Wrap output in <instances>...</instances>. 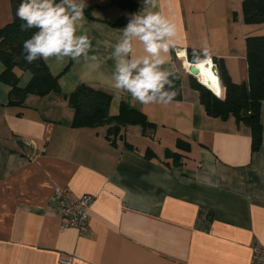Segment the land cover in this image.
Wrapping results in <instances>:
<instances>
[{"label": "crops", "instance_id": "0c3cea01", "mask_svg": "<svg viewBox=\"0 0 264 264\" xmlns=\"http://www.w3.org/2000/svg\"><path fill=\"white\" fill-rule=\"evenodd\" d=\"M85 3L77 34H88L95 61L43 60L60 92L29 93L21 106L9 102L11 88L0 80V264H66L60 255L71 258L67 264H250L252 244L264 247V101L253 152L245 124L206 112L191 86L202 83L188 74V52L207 50L215 66L207 88L216 78L221 97L208 90L223 98L220 72L246 83L245 40L264 28L244 22L242 0H156L153 11L176 25L177 51L163 68L178 75L180 96L142 105L102 82L114 70L111 45L128 13L110 0ZM11 20V0H0V28ZM82 84L110 94L109 116L124 102L153 126L108 134L105 125H73L68 96ZM63 188L93 198L83 234L61 227L50 198Z\"/></svg>", "mask_w": 264, "mask_h": 264}, {"label": "clouds", "instance_id": "9594fccd", "mask_svg": "<svg viewBox=\"0 0 264 264\" xmlns=\"http://www.w3.org/2000/svg\"><path fill=\"white\" fill-rule=\"evenodd\" d=\"M155 7L156 0H142L141 8L128 14L121 36L111 45L114 70L102 81L118 97L130 94L142 105H167L176 95L175 91L165 89L166 85L172 88L169 77L173 72L163 68L169 62L170 52L177 51L176 25L160 12L153 11ZM85 8V0H21L16 10V17L23 21L21 30L36 29L23 43L25 61L31 64L53 57L57 61L65 58L77 62L81 59L95 61L96 56L89 55L90 37L87 33L77 34L78 26L85 20ZM134 42L142 45L144 55H136ZM183 55L187 57L186 49ZM205 62H211L207 50L203 51L202 58L201 54L194 53L193 68L198 71L199 65ZM31 76L27 73L19 86H26Z\"/></svg>", "mask_w": 264, "mask_h": 264}, {"label": "trees", "instance_id": "16d2710c", "mask_svg": "<svg viewBox=\"0 0 264 264\" xmlns=\"http://www.w3.org/2000/svg\"><path fill=\"white\" fill-rule=\"evenodd\" d=\"M120 6L126 13L135 12L136 0H110ZM21 0H11L12 20L0 28V63L4 69L0 80L11 88L9 102L18 106L27 94L43 96L49 92L59 93L60 89L57 77L48 70L43 60L38 59L28 64L24 59L23 43L29 39L36 29L21 30L23 21L16 17V10ZM88 15V9H84ZM242 16L246 24L264 23V0H242ZM248 80L246 83L235 84L230 81L226 74L221 71L220 78L224 87V96L216 78L207 88L192 81L191 86L199 93V99L206 112L212 116L225 118L232 114L237 122L245 124L250 131L251 150L254 152L261 145V125L259 120V108L264 101V34L248 36L245 40ZM194 51H189L191 58ZM202 58V55H201ZM22 71L32 74L28 84L20 88L17 85L18 75ZM172 88L166 90L175 91L174 99L180 96L179 77L176 73L169 77ZM218 83V89H217ZM68 100L74 110L73 125L83 127L107 126L108 134L118 131L121 126L138 124L143 130H149L153 126L140 111L129 107L126 103L120 105L118 114L111 117L108 114L110 94L90 85H78L68 96ZM180 139L177 147H182ZM183 149V148H182ZM177 159L178 154L172 155Z\"/></svg>", "mask_w": 264, "mask_h": 264}, {"label": "built area", "instance_id": "2783aa9c", "mask_svg": "<svg viewBox=\"0 0 264 264\" xmlns=\"http://www.w3.org/2000/svg\"><path fill=\"white\" fill-rule=\"evenodd\" d=\"M50 201L55 203L57 214L62 228H73L79 234L87 230L88 211L92 205L93 198L90 195L73 196L67 188L55 189ZM250 264H264V247L259 244L251 246ZM61 263H70L71 258L60 255Z\"/></svg>", "mask_w": 264, "mask_h": 264}, {"label": "bare ground", "instance_id": "6f19581e", "mask_svg": "<svg viewBox=\"0 0 264 264\" xmlns=\"http://www.w3.org/2000/svg\"><path fill=\"white\" fill-rule=\"evenodd\" d=\"M212 66L211 62H205L199 65V74L196 77L198 81L206 87L210 85V81L215 77V73L212 71ZM207 81H209V83H207Z\"/></svg>", "mask_w": 264, "mask_h": 264}, {"label": "water", "instance_id": "95a60500", "mask_svg": "<svg viewBox=\"0 0 264 264\" xmlns=\"http://www.w3.org/2000/svg\"><path fill=\"white\" fill-rule=\"evenodd\" d=\"M122 22H124V21H122ZM212 71H213V73H215V66L213 65L212 66ZM188 74L190 75V76H192V77H196L198 74H199V69H198V71L195 69V68H193L192 67V65H190L189 67H188ZM207 83H209V81H207ZM203 85V84H202ZM204 87H206L205 85H203ZM207 88V87H206ZM207 89H209V88H207ZM210 90V89H209Z\"/></svg>", "mask_w": 264, "mask_h": 264}, {"label": "rangeland", "instance_id": "374dc122", "mask_svg": "<svg viewBox=\"0 0 264 264\" xmlns=\"http://www.w3.org/2000/svg\"><path fill=\"white\" fill-rule=\"evenodd\" d=\"M260 27H261V28H264V23H262Z\"/></svg>", "mask_w": 264, "mask_h": 264}]
</instances>
